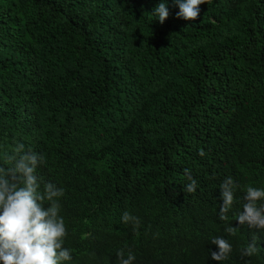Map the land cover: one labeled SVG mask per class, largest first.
<instances>
[{"label":"trees","instance_id":"obj_1","mask_svg":"<svg viewBox=\"0 0 264 264\" xmlns=\"http://www.w3.org/2000/svg\"><path fill=\"white\" fill-rule=\"evenodd\" d=\"M200 9L188 21L173 0H0V166L16 143L46 156L37 175L65 190L64 264H119L121 249L133 264H264V229L236 221L243 187L264 188V0ZM253 233L261 250L242 257ZM214 237L227 260L211 258Z\"/></svg>","mask_w":264,"mask_h":264},{"label":"clouds","instance_id":"obj_2","mask_svg":"<svg viewBox=\"0 0 264 264\" xmlns=\"http://www.w3.org/2000/svg\"><path fill=\"white\" fill-rule=\"evenodd\" d=\"M179 7L177 18L195 21L200 17V6L205 0H173ZM153 15L163 24L170 15L168 6L161 2ZM200 155L205 153L201 150ZM9 167L0 166V262L2 264H64L72 259L71 250L64 247L68 235L67 226L61 215L60 199L65 190L52 182L43 183L37 175V168L46 162V156L31 149L25 150L23 143H16L5 155ZM185 175L190 181L185 186L187 193H194L197 181L189 170ZM43 190L41 191V184ZM239 186L229 176L220 185L221 221H227V213L232 209ZM242 211L236 216L241 226L264 229V188L251 184L243 187ZM125 224L134 229L141 225L139 217L125 211L121 217ZM225 232L235 235L239 230L226 224ZM258 236L253 233L247 245L241 248L242 257H251L260 252ZM211 244L218 252H211V258L221 262L227 260L233 251L232 244L223 237H214ZM119 264H133L136 257L121 249L117 253ZM247 264V262H246Z\"/></svg>","mask_w":264,"mask_h":264}]
</instances>
